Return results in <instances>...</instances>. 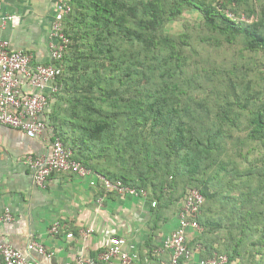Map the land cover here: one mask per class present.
Segmentation results:
<instances>
[{"label":"trees","instance_id":"trees-1","mask_svg":"<svg viewBox=\"0 0 264 264\" xmlns=\"http://www.w3.org/2000/svg\"><path fill=\"white\" fill-rule=\"evenodd\" d=\"M240 4L241 0H69L71 10L63 18L69 43L62 59L54 62L62 67V75L48 121L54 138L73 159L110 180L151 192L158 204L170 192L168 178L151 185L144 172L132 171L141 165L136 158H177L176 168L190 176L186 192L195 189L204 198L198 218L202 232L193 243L205 257L225 255L228 264L243 255L241 247L246 254L255 250L264 255V79L256 93L244 96L246 92L237 91V81L223 78L220 86L229 87L210 108L198 87L185 91L171 82L176 75L187 76L184 48L189 34L177 38L164 28L185 10H194L203 28L226 44L240 38L246 50L264 53L262 15L239 10ZM125 45L138 47V54H127ZM241 128L247 132L248 152L262 149V157L246 162L245 171L224 158L226 141ZM99 158H111L115 171L100 168ZM160 170L166 174V169Z\"/></svg>","mask_w":264,"mask_h":264},{"label":"crops","instance_id":"crops-1","mask_svg":"<svg viewBox=\"0 0 264 264\" xmlns=\"http://www.w3.org/2000/svg\"><path fill=\"white\" fill-rule=\"evenodd\" d=\"M0 8V40L9 41L16 51L31 54L35 64L51 63L48 44L56 0H0ZM8 16L12 19L3 23ZM23 91L29 93L31 88L26 86ZM53 108L50 104L40 116L48 127L35 138L0 125V214L9 209L13 215L12 221L0 226V243L37 264H73L78 257L104 264L100 256L109 239L121 238L125 241L121 250L135 254L140 264H169L170 252L162 245L177 225L181 201L167 216L151 192L148 199L106 194L100 187H91L88 179L70 173L52 174L44 188L33 183L24 159L50 153L54 133L48 121ZM151 200L156 201L157 211ZM56 223L58 233L51 234ZM69 233L73 238L66 237ZM196 235L190 232L188 237L193 258L179 264H198L205 258L201 247L193 243ZM31 240L42 244L52 256L28 252ZM117 263L115 258L107 264Z\"/></svg>","mask_w":264,"mask_h":264},{"label":"built area","instance_id":"built-area-1","mask_svg":"<svg viewBox=\"0 0 264 264\" xmlns=\"http://www.w3.org/2000/svg\"><path fill=\"white\" fill-rule=\"evenodd\" d=\"M71 10L69 0H56L55 15L51 24V38L48 44L51 63L35 64L33 56L23 51H16L9 41L0 40V125L21 130L29 138L39 136L48 124L40 116L50 106L51 98L58 90V78L62 75V67L55 65L59 62L69 43L63 34V18ZM1 15V8H0ZM229 18H234L227 13ZM11 17H5L4 22ZM243 19V18H242ZM31 88L29 93L23 89ZM24 165L31 174L33 183L44 188L48 179L55 173H70L80 178H86L91 187H100L106 194H115L120 197L146 198L149 193L143 189H136L125 185L119 180H110L72 158V152L67 149L59 138H54L50 153L46 155H28ZM204 203L202 194L195 190H188L181 200L177 212V225L164 239L163 249L170 252V263L179 264L181 260L189 261L193 258V251L188 247L190 232L201 233L198 218ZM151 207L157 203L151 200ZM13 220L9 209L0 214V226ZM59 224L50 229L51 234L58 233ZM90 233H82V236ZM68 239L73 234L66 235ZM125 241L121 238H110L107 249L101 254L100 261L104 264L118 259L117 264H140L137 256L121 250ZM27 251H35L39 255L51 257L45 247L37 241L31 240L27 244ZM200 251V248H199ZM0 264H37L31 262L20 251L0 243ZM73 264H94L90 259L78 257ZM198 264H228L225 255L213 254L201 258Z\"/></svg>","mask_w":264,"mask_h":264},{"label":"rangeland","instance_id":"rangeland-1","mask_svg":"<svg viewBox=\"0 0 264 264\" xmlns=\"http://www.w3.org/2000/svg\"><path fill=\"white\" fill-rule=\"evenodd\" d=\"M237 8L246 10L247 13L253 10V16L255 17H260L261 14L264 25V0H241V4ZM242 18L244 19V17ZM164 31L177 38L180 35L189 34V45L186 49L184 48L189 60L187 64L189 74L186 69V77L176 75L171 82L185 91H191V89L198 87L201 98L207 97L210 108L226 86L229 87L227 83L225 88L220 86L224 82L223 78H231L233 81H237L239 83L237 91L243 90L246 92L243 94L244 96L248 93L254 94L259 89V84L264 79V53L246 50L240 38L232 45L226 44L218 35L212 34L203 28L201 17L197 11L185 10L178 20L167 24ZM124 47L127 54L130 50L138 54V47L132 49L126 45ZM230 71L232 72L231 75H229ZM260 79L262 80L260 81ZM171 82L168 81V83ZM152 84L154 83L152 82ZM147 132H149L148 126L146 127L145 136L148 134ZM246 133L242 128L235 130L232 139L227 140L224 145V153L227 154L224 158H231L241 168V171L247 169L246 162L262 157V149L259 150L257 147L254 151L252 150L253 152H248L250 147L246 145ZM124 153L126 156L129 155L128 146H126ZM99 160L100 168L115 171V168H112L111 158H99ZM136 160H139L141 165L138 168L135 167L132 171L134 174L140 171L144 172L149 181L152 182L151 185L156 186L159 182H163L164 179L168 178L166 187L170 192L162 196L159 208L162 214L171 215L175 211L180 198L188 189L186 185H190V176L183 174L180 168H176L177 158H136ZM157 161L159 162L158 165ZM153 163L156 164V167ZM150 164L149 169L151 168L153 173L147 174L146 172L149 170L147 167ZM162 168L166 169V174L162 173L160 170ZM233 194L231 193V196ZM225 234L227 233L223 232L222 236H225ZM223 239L224 237L221 238V243H223L221 246H224L225 243ZM241 252L243 255L233 261L232 264H264L263 252L258 254L255 250H252L249 255L246 254L247 249L243 247H241Z\"/></svg>","mask_w":264,"mask_h":264}]
</instances>
